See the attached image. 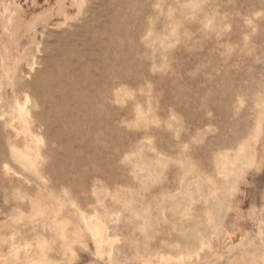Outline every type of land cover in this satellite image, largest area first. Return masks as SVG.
Masks as SVG:
<instances>
[{
    "label": "rangeland",
    "instance_id": "rangeland-1",
    "mask_svg": "<svg viewBox=\"0 0 264 264\" xmlns=\"http://www.w3.org/2000/svg\"><path fill=\"white\" fill-rule=\"evenodd\" d=\"M2 1L0 264H264V0Z\"/></svg>",
    "mask_w": 264,
    "mask_h": 264
},
{
    "label": "bare ground",
    "instance_id": "bare-ground-1",
    "mask_svg": "<svg viewBox=\"0 0 264 264\" xmlns=\"http://www.w3.org/2000/svg\"><path fill=\"white\" fill-rule=\"evenodd\" d=\"M4 1V0H3ZM2 1V2H3ZM7 1V0H6ZM36 1V0H35ZM69 2H71V6L72 5H81L82 4V0H68ZM47 2V1H46ZM57 2V10H54L53 8H51V9H49L48 10V18H47V15H45L44 17L45 18H47L46 20H51V19H53L54 17H55V15H56V12L58 13V14H63V13H65V11L66 10H68L69 8L67 7V4H66V2H67V0H57L56 1ZM84 2V1H83ZM4 6V5H3ZM14 6V5H13ZM84 6V5H83ZM5 7V6H4ZM6 8H8V7H6ZM10 8V7H9ZM24 10V9H23ZM7 11H9V9H7ZM20 12H21V9H20ZM24 12V11H23ZM2 14V13H1ZM9 14V13H8ZM22 14V13H21ZM42 15H44V14H42ZM14 16L16 17V13H15V15H14V13H11V14H9L8 16H3V18H2V16H1V18H2V23H3V28L5 29V33L8 35V34H12V36L13 37H15V36H17V34H18V32L20 31V29H21V27H22V25H23V20L21 21L19 18H14ZM20 16V15H19ZM37 17V16H36ZM41 17V16H40ZM42 18V17H41ZM35 20V19H34ZM40 20V19H39ZM42 20H43V18H42ZM38 23V22H37ZM29 25H30V23H29ZM30 26H32V25H30ZM30 26H28V25H26V27H30ZM33 29H35L36 27H32ZM26 32V31H25ZM240 170V169H239Z\"/></svg>",
    "mask_w": 264,
    "mask_h": 264
}]
</instances>
